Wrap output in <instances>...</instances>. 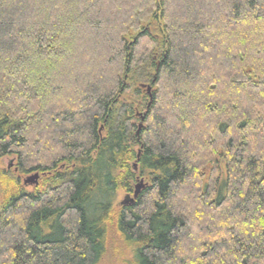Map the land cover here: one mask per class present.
<instances>
[{"label": "trees", "instance_id": "1", "mask_svg": "<svg viewBox=\"0 0 264 264\" xmlns=\"http://www.w3.org/2000/svg\"><path fill=\"white\" fill-rule=\"evenodd\" d=\"M5 156L0 264H264V0H0Z\"/></svg>", "mask_w": 264, "mask_h": 264}, {"label": "rangeland", "instance_id": "2", "mask_svg": "<svg viewBox=\"0 0 264 264\" xmlns=\"http://www.w3.org/2000/svg\"><path fill=\"white\" fill-rule=\"evenodd\" d=\"M143 91H145V88L143 89ZM140 113H142V112L141 111L138 112L137 118H140V116H139ZM140 122H138V123H140ZM15 160L16 159L13 156H5V157L0 158V205H1L2 199L4 198L5 193H6L5 189L6 188L10 189V188H8L11 185L10 177L18 176L16 178H19L20 184H22L23 181L27 177H29L30 175L35 173V172H32V173H28V174H19L17 172L16 161ZM139 181H141V183L143 184L142 187L139 189V192H140V190L142 188H144L148 184L147 177L146 176H142V177L138 178L136 183H134V185L132 186V191L130 193H133L134 186ZM31 184H33V182L27 183V185H31ZM5 185H6V188H5ZM126 193H128V192H126ZM130 193H128V194H129L130 197H132V194H130ZM124 196H125V191L118 190L117 193H116V197H115V201H114L113 205L115 207H118V204H120L119 202L123 201ZM124 251H125V247L120 242V240L118 238V235L116 234L113 226H109V228H108L107 251H106V256H105L104 260L102 261V263H104V264H116V263H111L109 261L113 260L112 262H115V260L113 258H115V259L117 258V259L121 260V258H122L121 252L124 255V253H125Z\"/></svg>", "mask_w": 264, "mask_h": 264}, {"label": "water", "instance_id": "3", "mask_svg": "<svg viewBox=\"0 0 264 264\" xmlns=\"http://www.w3.org/2000/svg\"><path fill=\"white\" fill-rule=\"evenodd\" d=\"M142 86L145 88L148 97L151 98V94H150L151 87H150V85H142ZM149 103H150V101L148 102V105H149ZM148 105H147V106H148ZM139 116H140V120H143V118H144V114H143V112L140 113ZM141 126H142V122L138 123V126H137V132L139 131V129L141 128ZM133 167H134V169H135V163H134ZM38 176H39V175H38L37 172L33 173L32 175H30L29 177H27V178L23 181V184H24V185H27V183H31V182L36 183V182H37V179H38ZM142 185H143V184L141 183V181H139L137 184H135V186H134V190H133V196L130 197V196L127 194V196L124 197L122 203L132 202V201H133V198H134L135 196H137V194L139 193V189L142 187Z\"/></svg>", "mask_w": 264, "mask_h": 264}, {"label": "flooded vegetation", "instance_id": "4", "mask_svg": "<svg viewBox=\"0 0 264 264\" xmlns=\"http://www.w3.org/2000/svg\"><path fill=\"white\" fill-rule=\"evenodd\" d=\"M37 181H38V179H37ZM36 184H37V182H36V183H33V184H31V185H24V184L22 183V185H23L25 188L33 187V186H35ZM127 194H128V193L125 192V196H127ZM130 194H132V196H133V193H130ZM128 195H129V194H128ZM125 196H124V197H125ZM119 203H122V201L119 202Z\"/></svg>", "mask_w": 264, "mask_h": 264}]
</instances>
